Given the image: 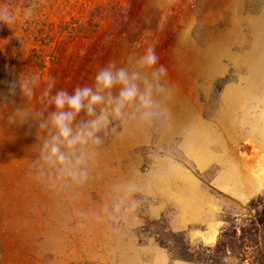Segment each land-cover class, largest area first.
Segmentation results:
<instances>
[{
  "label": "rangeland",
  "instance_id": "374dc122",
  "mask_svg": "<svg viewBox=\"0 0 264 264\" xmlns=\"http://www.w3.org/2000/svg\"><path fill=\"white\" fill-rule=\"evenodd\" d=\"M0 7L14 16L0 22V99L8 104L0 107V264H170L168 249L144 233L148 220L214 246L225 218L248 212L263 193L264 0H0ZM133 44L154 45L168 68L175 85L168 117L151 127L129 121L106 136L83 185L62 190L39 177V122L9 124V114L39 107L49 79L70 92L91 84ZM20 76L38 81L28 101ZM126 182L141 189L136 209L106 211L114 186Z\"/></svg>",
  "mask_w": 264,
  "mask_h": 264
},
{
  "label": "clouds",
  "instance_id": "9594fccd",
  "mask_svg": "<svg viewBox=\"0 0 264 264\" xmlns=\"http://www.w3.org/2000/svg\"><path fill=\"white\" fill-rule=\"evenodd\" d=\"M14 16L0 7V22L10 25ZM133 44L127 59L110 60L100 67L91 84L76 86L71 92L56 89L49 79L40 93L39 107L24 105L8 116L9 124L30 117L39 122L35 167L39 177L47 176L55 184L76 187L91 177L98 149L105 137L123 128L126 122L151 127L168 116L167 101L175 92L168 68L159 63L154 45ZM36 77H19L18 86L27 101L36 93ZM16 84L11 86L14 95ZM53 89H56L53 91ZM8 106L0 99V107ZM110 213L134 211L141 191L132 182L117 184Z\"/></svg>",
  "mask_w": 264,
  "mask_h": 264
},
{
  "label": "trees",
  "instance_id": "16d2710c",
  "mask_svg": "<svg viewBox=\"0 0 264 264\" xmlns=\"http://www.w3.org/2000/svg\"><path fill=\"white\" fill-rule=\"evenodd\" d=\"M247 210L225 218L214 246L193 244L186 232L174 231L163 220H148L143 231L168 249L170 264L175 260L190 264H264V191L249 202Z\"/></svg>",
  "mask_w": 264,
  "mask_h": 264
},
{
  "label": "bare ground",
  "instance_id": "6f19581e",
  "mask_svg": "<svg viewBox=\"0 0 264 264\" xmlns=\"http://www.w3.org/2000/svg\"><path fill=\"white\" fill-rule=\"evenodd\" d=\"M236 14H237V13H236ZM239 14H240V13H239ZM239 14H238V15H239ZM235 18H236V17H235ZM220 20H221V19H220ZM237 25H238V24H237ZM238 35H239V34H238ZM224 36H226V35H224ZM189 39H190V38H189ZM224 39H225V38H224ZM227 39H228V38H227ZM194 40H195V39H194ZM187 41H188V40H187ZM223 41H224V40H223ZM186 43H187V42H186ZM188 44H189V43H188ZM196 44H197V43H196ZM205 44H206V43H205ZM260 45H262V43H261ZM185 46H186V45H185ZM189 46H190V45H189ZM189 46H188V47H189ZM197 46H198V45H197ZM221 47H222V46H221ZM255 47H256V46H255ZM261 47H262V46H261ZM199 48H200V47H199ZM250 48H251V47H250ZM204 49H205V48H204ZM231 51H232V50H231ZM214 53H215V52H214ZM194 54H195V53H194ZM198 54H199V53H198ZM202 54H204V53H202ZM202 54H199L200 57H202V56H201ZM226 54H227V52H226ZM228 54H229V53H228ZM195 55H196V54H195ZM205 55H206V54H205ZM253 55H254V54H253ZM197 56H198V55H197ZM197 56H196V57H197ZM203 56H204V55H203ZM248 56H249V55H248ZM248 56H247V57H248ZM250 56H251V55H250ZM254 56H255V55H254ZM207 57H208V56H207ZM223 57H224V56H223ZM229 57H230V55H229ZM255 58H256V57H255ZM197 59H198V58H197ZM252 59H253V58H252ZM195 61H196V60H195ZM208 61H209V60H208ZM193 62H194V61H193ZM201 62H202V61H201ZM205 62H206V60H205ZM213 62H214V61H213ZM257 62H258V61H257ZM259 62H260V61H259ZM215 63H216V62H215ZM203 64H204V63H203ZM208 64H209V63H208ZM205 66H206V65H205ZM219 66H220V65H219ZM208 68H209V67H208ZM221 70H222V69H221ZM204 74H205V73H204ZM257 74H258V73H257ZM259 77H260V76H259ZM261 78H262V76H261ZM171 109H172V108H171ZM174 112H175V110H174ZM171 114H172V113H171ZM167 117H168V116H167ZM169 117H171V115H170ZM171 119H172V118H171ZM167 120H168V119H167ZM168 122H169V121H168ZM140 130H141V129H140ZM140 130H139V131H140ZM141 132H142V131H141ZM131 136H132V135H131ZM131 136H130V137H131ZM136 140H137V139H136ZM125 141H126V140H125ZM125 141H124V142H125ZM133 141H134V140H133ZM127 142H128V141H127ZM139 142H140V141H139ZM189 142H190V141H189ZM109 149H110V148H109ZM118 150H119V148H118ZM110 151H111V150H110ZM108 152H109V151H108ZM108 152H107V153H108ZM102 154H103V153H102ZM124 154H125V153H124ZM104 157H105V156H104ZM107 157H108V156H107ZM111 172H112V171H111ZM105 174H106V173H105ZM101 186H102V185H101ZM65 187H66V186H65ZM57 188L59 189V187H57ZM60 188H61V185H60ZM61 189L63 190V188H61ZM80 189H81V188H80ZM62 190H59V191H62ZM83 192H84V191H83ZM54 193H55L54 195H57L56 192H54ZM58 193H59V192H58ZM60 193H61V192H60ZM62 193H63V192H62ZM86 195H87V194H86ZM60 196H61V195H60ZM70 196H71V195H70ZM58 197H59V194H58ZM71 197H72V196H71ZM49 199H50V198H49ZM53 199H56V198H53ZM57 201H58V200H57ZM59 206H60V205H59ZM34 210H35V209H34ZM36 210H37V209H36ZM35 213H36V212H35ZM26 214H27V213H26ZM26 214H25V216H26ZM49 214H50V213H49ZM33 215H34V214H33ZM46 216H47V215H46ZM37 217H38V216H37ZM30 218H31V217H30ZM32 218H33V217H32ZM44 219H45V218H44ZM23 222H24V221H23ZM26 222H27V220H26ZM20 223H22V222H20ZM22 224H23V223H22ZM20 225H21V224H20ZM46 225H47V223H46ZM48 229H49V228H48ZM58 229H59V228H58ZM50 233H51V232H50ZM46 237H47V236H46ZM58 238H59V237H57V239H58ZM49 241H51V240L49 239ZM56 244H57V243H56ZM54 248H56V247H54ZM54 248H53V249H54ZM57 249H58V248H57ZM54 250H55V249H54ZM56 251H57V250H56Z\"/></svg>",
  "mask_w": 264,
  "mask_h": 264
},
{
  "label": "crops",
  "instance_id": "0c3cea01",
  "mask_svg": "<svg viewBox=\"0 0 264 264\" xmlns=\"http://www.w3.org/2000/svg\"><path fill=\"white\" fill-rule=\"evenodd\" d=\"M196 209L198 208V209H201V210H203V208H205V206H194ZM193 207V208H194Z\"/></svg>",
  "mask_w": 264,
  "mask_h": 264
}]
</instances>
